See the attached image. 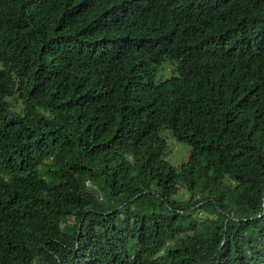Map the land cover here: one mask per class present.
<instances>
[{"label": "trees", "instance_id": "obj_1", "mask_svg": "<svg viewBox=\"0 0 264 264\" xmlns=\"http://www.w3.org/2000/svg\"><path fill=\"white\" fill-rule=\"evenodd\" d=\"M0 61V264H264V0H0Z\"/></svg>", "mask_w": 264, "mask_h": 264}, {"label": "rangeland", "instance_id": "obj_2", "mask_svg": "<svg viewBox=\"0 0 264 264\" xmlns=\"http://www.w3.org/2000/svg\"><path fill=\"white\" fill-rule=\"evenodd\" d=\"M4 68L3 62L0 61V70ZM173 65L165 61L158 65V71L156 74V80H159L161 78H167L171 75ZM7 101L10 102L16 110L21 109L22 107V101L19 99V96L17 92H15L14 96H10L7 98ZM162 134L167 140V153L165 155V158L172 163L173 165L179 166L182 163L186 162L189 153H190V145H188L185 142L178 141L169 130H163ZM185 192V189L183 186H180V190L178 192V197H182Z\"/></svg>", "mask_w": 264, "mask_h": 264}]
</instances>
